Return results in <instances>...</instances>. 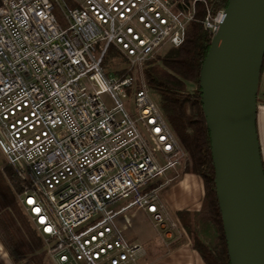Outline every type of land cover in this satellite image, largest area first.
Instances as JSON below:
<instances>
[{"label":"built area","instance_id":"1","mask_svg":"<svg viewBox=\"0 0 264 264\" xmlns=\"http://www.w3.org/2000/svg\"><path fill=\"white\" fill-rule=\"evenodd\" d=\"M202 3L0 0V151L48 264H139L146 250L125 234L131 211L168 250L190 242L154 186L178 178L188 154L144 71L192 23L216 32L224 11L200 20ZM112 47L127 61L122 76L105 66Z\"/></svg>","mask_w":264,"mask_h":264},{"label":"water","instance_id":"2","mask_svg":"<svg viewBox=\"0 0 264 264\" xmlns=\"http://www.w3.org/2000/svg\"><path fill=\"white\" fill-rule=\"evenodd\" d=\"M264 0H230L201 77L230 264H264V164L257 132Z\"/></svg>","mask_w":264,"mask_h":264},{"label":"trees","instance_id":"3","mask_svg":"<svg viewBox=\"0 0 264 264\" xmlns=\"http://www.w3.org/2000/svg\"><path fill=\"white\" fill-rule=\"evenodd\" d=\"M198 17L215 16L230 0H201ZM213 33L200 21L190 25L184 43L168 49L145 68V81L157 98L172 131L188 154L182 174H195L204 182L199 211H180L192 248L206 264H230L218 204L210 131L201 100V70ZM264 70V63L263 69ZM181 175V174H180ZM21 181L11 166L0 172V243L15 264H48L45 244L15 197ZM183 241L173 244L176 248Z\"/></svg>","mask_w":264,"mask_h":264},{"label":"crops","instance_id":"4","mask_svg":"<svg viewBox=\"0 0 264 264\" xmlns=\"http://www.w3.org/2000/svg\"><path fill=\"white\" fill-rule=\"evenodd\" d=\"M264 70L262 72L259 93H258V109H257V132L259 144L261 149V157L264 164ZM9 166L5 156L0 151V172ZM165 181L161 183V187H165L162 191L161 198L166 204L168 210L172 213L180 211H199L202 207V202L205 194L203 179L195 174H183L174 183H167L169 179L164 178ZM15 197L18 200V193L15 192ZM19 202V200H18ZM20 203V202H19ZM21 205V204H20ZM24 210V209H23ZM142 213L146 219L149 218ZM150 221V220H149ZM131 240L138 243L139 240L136 236L130 237ZM141 244V243H140ZM175 244V243H174ZM162 245L164 243L162 242ZM161 244L155 245L150 241L146 246L147 264H206L200 254L195 251L191 246V241H184L174 249H169L161 255ZM173 246V245H172ZM160 253V254H157ZM0 264H15L3 245L0 243Z\"/></svg>","mask_w":264,"mask_h":264},{"label":"rangeland","instance_id":"5","mask_svg":"<svg viewBox=\"0 0 264 264\" xmlns=\"http://www.w3.org/2000/svg\"><path fill=\"white\" fill-rule=\"evenodd\" d=\"M55 14L57 16L58 21L61 22L63 25H65L66 23H65L62 12L57 10ZM164 52H166V50H164ZM126 64H127V61L120 55V53H118V51L114 47H112L109 50L108 55L106 56L105 66L106 68H108V71L112 72L115 76H122L124 72L126 71V68H127ZM182 175L183 174L181 173V175H179L178 178H180ZM178 178L174 179L173 174H169L167 176V179H170V180L173 179L169 183L176 182ZM164 181H165L164 178H159L156 181H154V184H155L154 186L157 187ZM164 188L165 187H161L160 192H159L160 195H162V191L164 190ZM127 214L130 217V224L125 234L129 238L136 236L139 242L144 246V248L149 245L150 241L152 242V244L155 243V245H158V244L162 245V240L157 235V231L155 230L154 226L151 224V222L148 219H146V217L142 213L131 211V212H128ZM123 223H124V220H123V217H121L120 224L122 225ZM160 250L161 251L159 252H161V255L168 251V249L165 248L164 245H162V248H160ZM157 254H160V253H157ZM147 261H148V258L144 256L140 259L139 264H147Z\"/></svg>","mask_w":264,"mask_h":264}]
</instances>
